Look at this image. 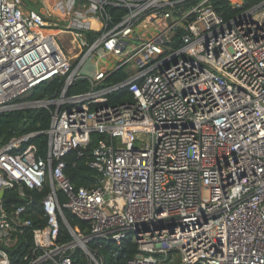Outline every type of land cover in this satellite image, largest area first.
Instances as JSON below:
<instances>
[{
  "label": "built area",
  "instance_id": "1",
  "mask_svg": "<svg viewBox=\"0 0 264 264\" xmlns=\"http://www.w3.org/2000/svg\"><path fill=\"white\" fill-rule=\"evenodd\" d=\"M57 78L54 98H24ZM78 81L87 90L68 95ZM122 90L132 101L108 104ZM34 108L50 109L48 128L0 147V264L31 227L26 190L43 194V225L23 264H73L77 249L100 264L90 242L128 234L126 264H264V0L229 20L211 0H0V114ZM40 134L42 155L27 144ZM93 134L96 180L76 187L65 159Z\"/></svg>",
  "mask_w": 264,
  "mask_h": 264
},
{
  "label": "trees",
  "instance_id": "2",
  "mask_svg": "<svg viewBox=\"0 0 264 264\" xmlns=\"http://www.w3.org/2000/svg\"><path fill=\"white\" fill-rule=\"evenodd\" d=\"M262 0H239V6L234 5L232 0H211L213 8L224 18L229 20L243 10L256 6ZM234 2V1H233ZM188 5H184L186 8ZM125 78L123 72H118L109 78L108 82H119ZM63 84V79L57 78L48 83H42L33 88L27 95L26 100H46L52 99L58 95ZM87 90L86 81H78L72 85L67 91L68 95L81 93ZM132 95L127 91H119L109 97L108 104L115 105L125 102H131ZM50 119V109L34 108L12 111L0 114V147L4 145L11 137L29 134L33 132H43L48 128ZM98 136L93 134L91 143L84 151L83 156L78 157L77 152H74L65 159L67 168L65 174L70 179L71 183L76 187H90L95 183L96 173L89 166L88 162L91 156V150ZM27 144H34L38 147L39 153L42 155L46 150L47 136L40 134L31 138ZM26 144V145H27ZM25 145V146H26ZM24 146V147H25ZM26 193L32 197V210L28 211L26 218L31 220V227L24 228L23 233L19 235L15 252L10 255L11 264H23V257L27 254L32 246L31 229L42 226L41 214L38 202L43 194H36L34 191L26 190ZM64 215L71 227L78 226L84 230L85 222L76 218L68 211ZM69 240V235L65 228L61 226L59 241L66 242ZM89 248L99 249L100 264H126L127 259L133 257L136 252V245L132 241L131 234H128L122 241L121 245L115 247L111 242L104 240H94L90 242ZM73 264H92L88 261L85 254L77 249L72 255ZM173 262L165 264H179L178 257H173Z\"/></svg>",
  "mask_w": 264,
  "mask_h": 264
},
{
  "label": "rangeland",
  "instance_id": "3",
  "mask_svg": "<svg viewBox=\"0 0 264 264\" xmlns=\"http://www.w3.org/2000/svg\"><path fill=\"white\" fill-rule=\"evenodd\" d=\"M31 1H36V0H23V5L25 4H27L28 2H30L31 3ZM41 2H43L44 4H46V6L47 7H49V8H55L56 7V4H57V2H58V0H40ZM233 1H236V0H232V3H234ZM115 61H111V60H109L108 58L106 59V60H103L101 63H99V68H101V69H105V68H107V67H109V66H112V64L114 63ZM85 70L86 71H88L87 70V68H85ZM24 98H26V97H24Z\"/></svg>",
  "mask_w": 264,
  "mask_h": 264
},
{
  "label": "crops",
  "instance_id": "4",
  "mask_svg": "<svg viewBox=\"0 0 264 264\" xmlns=\"http://www.w3.org/2000/svg\"><path fill=\"white\" fill-rule=\"evenodd\" d=\"M236 1H239V0H236ZM24 6L26 9H35L38 11H44L45 9H51V8L47 7L46 4H44L40 0H36L35 2L31 1V3L28 2L26 5L24 4Z\"/></svg>",
  "mask_w": 264,
  "mask_h": 264
},
{
  "label": "water",
  "instance_id": "5",
  "mask_svg": "<svg viewBox=\"0 0 264 264\" xmlns=\"http://www.w3.org/2000/svg\"><path fill=\"white\" fill-rule=\"evenodd\" d=\"M0 196H1V197L3 196V192L0 193ZM5 203H6V204L9 203V200H5ZM13 253H14V250H10V251H8V254H9V255H12Z\"/></svg>",
  "mask_w": 264,
  "mask_h": 264
}]
</instances>
